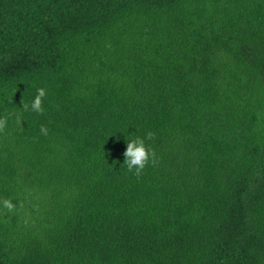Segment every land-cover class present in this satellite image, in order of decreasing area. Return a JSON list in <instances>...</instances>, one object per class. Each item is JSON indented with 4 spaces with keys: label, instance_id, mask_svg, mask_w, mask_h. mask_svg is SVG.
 <instances>
[{
    "label": "trees",
    "instance_id": "16d2710c",
    "mask_svg": "<svg viewBox=\"0 0 264 264\" xmlns=\"http://www.w3.org/2000/svg\"><path fill=\"white\" fill-rule=\"evenodd\" d=\"M5 116L0 264H264V0H0Z\"/></svg>",
    "mask_w": 264,
    "mask_h": 264
},
{
    "label": "clouds",
    "instance_id": "9594fccd",
    "mask_svg": "<svg viewBox=\"0 0 264 264\" xmlns=\"http://www.w3.org/2000/svg\"><path fill=\"white\" fill-rule=\"evenodd\" d=\"M46 96V90L44 88H38L37 94L30 102H25L23 99L20 100L22 105L21 111L14 113L15 123L19 126H23V113L33 112L37 115H42L44 113L43 100ZM14 101L9 98L8 103H13ZM8 124V117H0V133H3ZM49 129L41 125L40 133L47 135ZM155 139L154 132H147L144 137L136 136L134 139H127L126 150L123 152L124 162L121 168H126L128 173L134 174L139 177L144 172L146 166L151 164L153 167L157 166L159 160L154 150H150L146 145V140L151 141ZM4 208L11 212L14 208V205L11 201H4Z\"/></svg>",
    "mask_w": 264,
    "mask_h": 264
}]
</instances>
